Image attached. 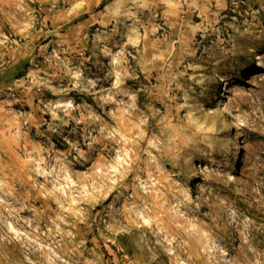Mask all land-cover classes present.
Masks as SVG:
<instances>
[{
	"label": "rangeland",
	"instance_id": "374dc122",
	"mask_svg": "<svg viewBox=\"0 0 264 264\" xmlns=\"http://www.w3.org/2000/svg\"><path fill=\"white\" fill-rule=\"evenodd\" d=\"M176 2L0 0V264H264V0Z\"/></svg>",
	"mask_w": 264,
	"mask_h": 264
},
{
	"label": "crops",
	"instance_id": "0c3cea01",
	"mask_svg": "<svg viewBox=\"0 0 264 264\" xmlns=\"http://www.w3.org/2000/svg\"><path fill=\"white\" fill-rule=\"evenodd\" d=\"M172 0H151L150 2L145 3L143 0H123V16L128 14L129 10H154V7H160L161 10H176V13L181 12V10H185L182 4H178L176 2L175 8H167L168 4ZM148 5H150L151 8H148ZM188 10H191L192 12L196 11V8L189 7ZM167 25H169L168 22H166Z\"/></svg>",
	"mask_w": 264,
	"mask_h": 264
}]
</instances>
